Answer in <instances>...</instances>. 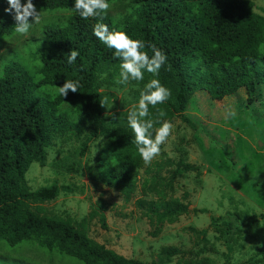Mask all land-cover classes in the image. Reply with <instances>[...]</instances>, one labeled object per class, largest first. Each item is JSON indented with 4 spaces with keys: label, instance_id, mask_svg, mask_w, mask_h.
I'll return each mask as SVG.
<instances>
[{
    "label": "trees",
    "instance_id": "obj_1",
    "mask_svg": "<svg viewBox=\"0 0 264 264\" xmlns=\"http://www.w3.org/2000/svg\"><path fill=\"white\" fill-rule=\"evenodd\" d=\"M33 3L41 8L73 10L74 6V0H33ZM108 3H117L123 9L116 16L108 10L102 20H85L74 12L64 26L45 31V45L30 53V58L38 62L35 69L40 74L38 79L20 62L11 60L0 66V240L8 245L33 240L40 247L72 256L83 264H148L89 237L82 226H75L69 218L46 212L42 203L54 200L60 191H72L73 187L54 181L30 190L25 177L32 162L46 164L47 148L56 137L82 134L81 156L92 141H101L90 170L125 201L133 199L150 226L156 227L153 234L164 223H174L189 211L188 202L171 196L170 190L178 175L195 172L200 176L199 166L182 156L153 159L145 166L128 123L108 122L102 86L115 83L121 61L114 57V49L93 35V25L103 22L110 30L124 31L164 52L167 61L156 78L170 89L171 96L155 107L149 105L148 118H154L160 109L166 113L163 119L173 122L180 118L192 125L185 112L198 91L214 100L227 96L241 99L242 92L247 107L264 99V51H261L264 15L255 10L253 0H108ZM8 7L7 0H0V39L15 32L13 16L4 12ZM72 49L78 50L79 56L75 63L68 64L66 53ZM148 78L153 77L145 71L140 82ZM65 80H78V92L69 91L63 98L58 90L49 93L39 88L62 86ZM142 89L134 91L137 100ZM99 220L106 227L103 213ZM210 221L230 249L233 236L248 232L259 217L244 219L238 212H227L211 216ZM179 253L176 246H164L159 258L169 261ZM245 262L236 264H264V249ZM174 264L218 263L204 255L180 256Z\"/></svg>",
    "mask_w": 264,
    "mask_h": 264
},
{
    "label": "rangeland",
    "instance_id": "obj_2",
    "mask_svg": "<svg viewBox=\"0 0 264 264\" xmlns=\"http://www.w3.org/2000/svg\"><path fill=\"white\" fill-rule=\"evenodd\" d=\"M255 10L264 15V0H253ZM26 0H21L25 3ZM42 19L34 24L27 36L14 32L0 39V66L17 61L33 75L38 62L30 53L46 42L45 31L53 26H64L74 11L69 8H41ZM122 6L110 4V13L116 16ZM115 20V18L113 17ZM31 21V18H30ZM264 51V44L261 45ZM119 76V75H118ZM103 84L107 102L105 115L108 122H127V114L138 103L134 91L144 88L146 82L130 81L127 85ZM44 92L54 93L56 86L42 85ZM241 99L227 96L214 100L198 91L190 99L186 114L189 125L180 118L172 122L173 129L160 155L155 159L183 157L199 166L201 175L187 172L176 176L170 195L184 199L189 211L174 223L164 225L156 232L148 219L135 207L133 199L125 201L119 192L107 187L90 170L94 164L100 140L92 141L81 156L79 147L83 135L56 137L47 148L46 164L32 162L26 172L30 190L56 181L70 185L72 191H60L49 202L42 203L49 214L69 218L75 226H82L96 241L130 258L148 264H174L180 257L210 256L218 264H236L247 261L264 249V99L246 106ZM235 112L226 118V113ZM141 174V171H140ZM136 195H140L139 192ZM204 209L205 211H200ZM238 212L244 219L259 217L248 232L235 234L230 249L211 226V216ZM105 215L103 227L99 215ZM203 233V234H202ZM173 245L180 253L169 261L160 260L161 248ZM83 264L82 261L56 250L40 247L33 240L8 245L0 240V264ZM246 263V262H245ZM263 264V263H259Z\"/></svg>",
    "mask_w": 264,
    "mask_h": 264
},
{
    "label": "clouds",
    "instance_id": "obj_3",
    "mask_svg": "<svg viewBox=\"0 0 264 264\" xmlns=\"http://www.w3.org/2000/svg\"><path fill=\"white\" fill-rule=\"evenodd\" d=\"M8 8L4 12L13 16L15 20V32L27 36L34 24L40 23L42 19L41 10H37L33 0H7ZM110 9L108 0H74L73 10L82 19L97 18L103 19V15ZM31 18V21H30ZM93 35L107 47L114 49V57L118 58L120 72L116 80L118 84L127 85L130 81H143L145 71L152 75L140 92L138 103L133 104L127 114V123L131 128L137 151L145 166L151 164L161 152V145L165 144L171 135L173 124L167 119H163L166 113L157 109L154 118L149 117V105L155 107L162 104L171 96L170 89L166 88L161 81L156 78L159 71L167 61V56L155 44H145L140 39L131 38L126 32L110 30L109 26L103 22L93 25ZM147 48L148 51L144 49ZM151 52V55H149ZM67 63H75L79 56V51L72 49L66 53ZM80 82L78 80H65L62 86H57L59 94L64 98L69 91L78 92ZM107 102L105 97L104 103ZM103 106V103L101 104ZM235 112L226 113V118L234 117ZM147 118V119H146ZM159 125V127H155Z\"/></svg>",
    "mask_w": 264,
    "mask_h": 264
}]
</instances>
